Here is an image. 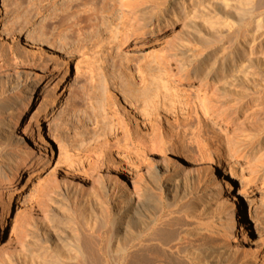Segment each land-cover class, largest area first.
<instances>
[{
  "label": "rangeland",
  "instance_id": "374dc122",
  "mask_svg": "<svg viewBox=\"0 0 264 264\" xmlns=\"http://www.w3.org/2000/svg\"><path fill=\"white\" fill-rule=\"evenodd\" d=\"M243 1L233 0L236 9L229 8L222 17L232 25L219 34L209 24L215 18L223 20L213 8L191 17L177 9L178 0H127L128 6L138 4L153 20L169 25L143 44L135 30H127L128 19L118 0H0V65L5 62L2 66L7 68L20 61L33 65V79L19 73L15 80L37 83L32 107L15 132L27 141L32 136L28 163L37 165L36 172L10 205L0 230V264L68 263L74 255L75 234L84 230L94 241L99 264H114L112 255L100 257L99 244L116 252L123 242L132 252L146 237H132L137 225L133 213L113 229L117 203L108 189L121 181L128 191L139 189L146 169L155 166L181 169L192 177L179 182L192 193L210 181L202 215L182 218L176 226L179 236L172 244L180 243L186 253L171 250L168 260L173 256L178 264H251L250 253L256 251L264 264V41L261 47L242 46L254 28L248 15H240L237 5ZM260 10L264 11V0L255 6V11ZM82 11L85 34L78 40L75 24ZM172 47L187 51L185 61L194 62L187 69L191 78L198 74L193 83L176 81L173 63H160ZM208 70V82L202 87L198 81ZM141 79L164 83L162 88L148 87L154 106L134 100L136 90L142 89ZM202 100L210 113L204 118L196 110ZM114 114L135 120L146 134L154 131L157 115L166 117L170 127L180 132L183 150L193 160L184 162L169 152L139 163L132 152L115 146L113 134L123 126L117 125ZM107 145L113 157L119 155L120 171L115 175L102 168L97 179L92 165L101 160ZM20 149L2 141L0 154ZM23 175L26 181L27 173ZM162 175L164 185L170 173ZM79 180L84 198L72 190ZM215 180L219 184L213 186ZM145 182L150 186V180ZM155 193L160 207L146 233L164 219L179 217L178 211L194 203L188 198L170 207L165 194ZM236 200L243 226L241 234L229 240L221 224ZM189 251L193 256H186Z\"/></svg>",
  "mask_w": 264,
  "mask_h": 264
},
{
  "label": "bare ground",
  "instance_id": "6f19581e",
  "mask_svg": "<svg viewBox=\"0 0 264 264\" xmlns=\"http://www.w3.org/2000/svg\"><path fill=\"white\" fill-rule=\"evenodd\" d=\"M259 1L260 0H244L242 2L243 5H237L239 6L238 9L241 13L240 15H248L249 20H252V25H254L253 30L249 33L248 40L243 42L242 46L256 45L261 47L263 44L264 11H255V6L257 3H259ZM234 4L236 5L237 3ZM118 5L121 9H125L124 16H126L128 19L126 24L127 30H135L133 33H136V35L141 37L143 44H146L147 41L152 40V38L155 39V34L165 31L169 26L165 23H162L160 20H153L146 14V11L140 8L138 4L128 6L127 0H118ZM191 5L194 6L191 8ZM232 5L233 0H178L177 9H184L191 13V17H193L197 11H202L205 13L206 9L213 8L218 17L224 18V16H227L228 14V9L235 6ZM234 9H236V7H234ZM227 18H230V15ZM85 19V11H82L78 14L77 25L75 24L77 27L73 26V24L69 26L71 30L76 28L75 35L77 34L78 40H81V36H84L85 34V31L83 32V29H85ZM221 21L222 22L220 23V18H215L209 22L210 28L211 30L213 29L214 33L220 34L221 30L227 29L232 25L229 23L230 21L228 22L225 19ZM214 22L220 23V26H215ZM80 24L83 25L79 27L78 25ZM73 27L75 28L73 29ZM139 32L143 33L140 34ZM73 33L74 31L72 34ZM84 39H86V36ZM84 39L81 41L82 44ZM122 40L123 43L127 41L126 34L122 36ZM186 52L176 47H172L167 57L162 58L160 63H173L174 68L171 70V72H173L172 76L175 77L176 81L193 83V79L198 78V74L192 73V78L189 77L187 69L194 62L185 61V58H187ZM2 65H0V145L3 141L4 146L11 145L15 148V150H18L20 147L21 149L20 152L11 151L0 154V230L3 228L5 218L11 207L10 205L17 199L22 186L34 176L37 167V165L36 167H31V165L28 163L31 161L33 152V147L30 146L34 145L32 136L29 135L27 141L23 138H17L15 133L17 130H19V124L22 123L27 111L32 107L36 95L35 88L37 85L35 79L32 83H30L27 81L20 82L15 80V77H17L19 73H24L26 78L28 77L33 79L36 75L34 72V66L28 63L25 64L23 61H20V63H14L12 67H9L8 64L9 69L8 67L6 68L7 65ZM208 75L209 70L207 74L201 77L198 81L202 87H205L206 83L208 82ZM57 85L58 83H55L54 88L57 87ZM141 85L142 86L140 88L142 89L136 90L134 100L136 102L141 101L145 105L151 104L154 106V102H151L152 95L148 91V87L150 85H154L158 88H162L164 87V83H161L157 80H151L150 82H144L143 80ZM128 89H130L129 85ZM129 91L131 92V89ZM195 91L196 94L199 92L198 89ZM202 94L203 95H201V97L203 96L202 98L204 99V92ZM129 96L131 97V95ZM200 103L202 104L201 106L196 105L198 114L200 113L203 118L209 116L210 113L204 100L200 101ZM114 115L117 118V125L123 126L122 131H117L113 134L115 146H120L121 148L132 152V154L136 156V159L139 160V163L143 164L148 160V158H161L169 152L172 154V156L182 159L184 162H190L193 160L191 157H188L191 155L188 154V152L185 153L186 151L184 152L183 150V139L180 132L174 131L170 127L172 125H169L166 117L157 115L154 118V124L152 125L154 126V131L150 134H146L137 128L139 125L137 122H134V119V121H132L128 118H125L124 116L118 117L117 114ZM29 124L30 123H27L25 129H23L24 131L29 127ZM143 126L146 125L143 124ZM107 149H105L107 151H103L104 154L102 153L103 155H101L103 157L99 156L101 160L96 159L97 161L94 164L96 166L94 167V165H92V173L95 174L97 179H99V174L101 173L102 168L115 175L119 174V165L121 163L120 159L118 158L119 155L117 154L118 157L115 158L112 155L111 146L107 145ZM26 173L27 179L24 181L25 179H23V174ZM163 173H170V176L167 175L164 185L162 181H160L161 175ZM169 177H171L170 180ZM191 179L192 177H186L181 169L169 170L165 166H155L146 169L142 183L139 182V189L136 187L138 184H136V188H134L133 191H128L124 187V183H121L122 181L112 185L108 191L115 195V200L117 203L116 209L113 211V229L116 230L118 227L122 226V224L127 220L128 216L133 213L136 217L135 219L137 225L132 230V237H134V239L143 237L146 238L143 239L141 243L137 241L138 244L136 243V245H134L132 252L127 251V248L123 242L122 244H118L116 252L110 249V245L102 248L99 244L97 253L100 254V257L109 258L112 255V258H114V264H178L175 261L173 262V256H170L171 260L167 259L169 258L167 257L168 255H173L171 254V250H174L177 254L186 253L185 251H182L180 247H178L180 243L175 245L172 244V242L175 241L179 236V231L176 230V226L180 224V219L182 218H185L186 221V219H195L202 215L206 208L205 202L207 199L205 194L209 192V187L207 186L210 181L204 186V188H201V190L198 189L195 193H192L185 184L179 185V182H187L191 181ZM145 180H148V182L149 180L151 181L150 186L146 184ZM79 184L80 180L74 184L75 187L72 190L76 197L84 198L82 189L77 187ZM218 184L219 182L216 181L215 185L213 186ZM107 185L108 184H106V186ZM155 192H157L159 195L161 193L165 194L167 197L166 201L170 204V207L177 205L178 202H183L188 198H193L194 203H191L192 206L190 208L178 211L177 214L179 217L168 220L164 219V221L162 220L159 222L156 225V228L151 230L150 233H146V231L151 228L150 225L154 223L153 219L154 217L156 218L157 212L159 210L158 207H160V197ZM210 195H212L211 192L209 193V196ZM226 211L228 216L223 218L221 232L227 239L235 240L236 237L241 234V229L243 226L241 209L239 204H237V200L231 203L228 210ZM97 238H99L100 241V239H103V234L101 236H97ZM131 238L129 240L133 239ZM93 242L94 241L92 239L85 236V230L75 234V240L73 241L71 247L74 255H72V258H69L68 263L62 264H99L96 248L93 246ZM190 254L193 256L192 252L186 254V256ZM250 258L252 260L251 264H263V256L256 251L250 253Z\"/></svg>",
  "mask_w": 264,
  "mask_h": 264
}]
</instances>
